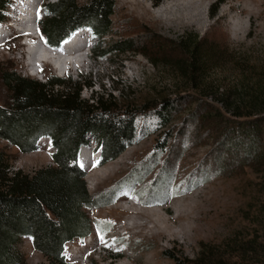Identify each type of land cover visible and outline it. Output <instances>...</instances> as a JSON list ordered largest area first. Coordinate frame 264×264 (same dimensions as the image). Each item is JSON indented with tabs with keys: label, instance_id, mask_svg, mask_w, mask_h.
Masks as SVG:
<instances>
[{
	"label": "rangeland",
	"instance_id": "obj_1",
	"mask_svg": "<svg viewBox=\"0 0 264 264\" xmlns=\"http://www.w3.org/2000/svg\"><path fill=\"white\" fill-rule=\"evenodd\" d=\"M20 1L12 0L6 7L0 30L11 21L13 16L9 11ZM56 1L42 0L31 5L26 14L40 7L39 19L43 16V5ZM152 1L150 14L143 19L147 26L123 13L119 0H114L112 25L104 37H96L86 30L77 32L76 35L83 34L88 42L86 50L93 54L95 61L106 65L99 72L68 69L63 74L51 64L29 66L23 47H15L18 39L13 37L14 28L9 24L5 28L9 36L0 42L3 51L0 70L10 68L41 82L50 74L56 75L74 83L85 99L93 94L110 93L119 99L120 94H128V104L134 109L146 104L155 106L161 97L177 99L167 122L159 123L153 108L136 117L137 135L113 159L100 163L96 147H82L97 166L85 168L79 155L77 164L85 173L83 180L89 194L99 205L85 209L94 226L81 241L67 243L65 259L69 264H175L171 255L194 258L208 247L214 261L250 264V250L258 249L262 253L260 257L264 254V120L256 140L251 142L238 126L252 118L232 116L217 99L221 97V89L244 95L253 91L254 81L264 71V0H202L204 20L211 24L210 28L174 22L169 18L170 13L166 18L160 14L166 5L172 6V13L181 8L182 2L191 0H149L148 3ZM238 8L244 9V13L237 14ZM182 36L186 40L197 36L201 55L208 57L202 76L194 81L182 77L176 63L188 51L179 42ZM41 37L44 40L42 34ZM125 37L135 38L138 48L117 56L106 52L104 57L99 56L97 46L102 48ZM53 50L50 46L49 51ZM120 62L123 67L134 66L135 76L126 75L120 69ZM8 98L0 77V104ZM211 115L219 120H204ZM39 143L36 150L20 152L0 139V150H5L8 156L9 173L31 174L40 167L52 165L53 148L46 138H41ZM99 170L109 173L105 181L92 179ZM180 177V185L188 189L186 203H194H191L193 207L198 202L201 206L197 207L198 212L197 208H191L202 225L197 235L185 237L184 243L182 239L162 240L161 247L142 236L113 238L121 217L110 210L118 197L129 193L130 201L134 200L141 208L158 206L160 201L172 206L173 191L179 186L176 179ZM155 188L159 191H153ZM211 215L216 218L214 227ZM18 248L26 264H46L45 256L29 239L23 238Z\"/></svg>",
	"mask_w": 264,
	"mask_h": 264
},
{
	"label": "trees",
	"instance_id": "obj_2",
	"mask_svg": "<svg viewBox=\"0 0 264 264\" xmlns=\"http://www.w3.org/2000/svg\"><path fill=\"white\" fill-rule=\"evenodd\" d=\"M11 2L0 0V23ZM113 7L114 0L48 2L37 24L51 46H59L82 30L100 38L110 30ZM179 42L188 50L176 62L180 74L194 81L202 76L208 57L201 55L197 36L193 40L182 36ZM99 47L100 57L105 52L117 56L136 50L138 43L133 37H125ZM0 77L9 94L7 102L0 104V139L20 152L38 149L41 138L53 148L52 165L31 174L9 173L7 153L0 150V264H26L18 248L23 238L45 256L46 264H69L64 252L67 243L89 235L94 223L85 209L99 205L89 194L85 173L77 164L79 150L90 145L96 147L100 163L113 159L137 135L136 117L153 108L156 120L167 122L177 99L161 97L155 106L134 109L128 104V94H120V99L110 93L85 99L74 83L53 74L41 82L4 68ZM254 83V90L245 95L221 89L217 99L232 116L252 118L238 126L251 142L256 140L264 120V71ZM210 118L219 120L215 115L204 120ZM250 251V264H264V254L260 257L258 249ZM170 257L175 264H225L214 261L208 247L194 258Z\"/></svg>",
	"mask_w": 264,
	"mask_h": 264
},
{
	"label": "bare ground",
	"instance_id": "obj_3",
	"mask_svg": "<svg viewBox=\"0 0 264 264\" xmlns=\"http://www.w3.org/2000/svg\"><path fill=\"white\" fill-rule=\"evenodd\" d=\"M41 1L42 0H21L20 2H22L23 6L25 7L24 16H22L21 13L22 5H20V2L18 5L19 7L13 6L9 12L10 15L13 16L11 19L12 24L15 23L16 26L7 23L4 26V29L0 30V42L9 36L10 32L6 30L9 28V24L14 28L12 31L13 37L18 39L15 47H23V55L25 59L27 58L29 60V66L30 64L33 67L34 65L41 64L42 66L43 64L44 67H48L51 64L56 70L60 68V71L63 72V74H65L68 69L74 71L87 69L93 72H99L100 68L105 69L106 65L96 62L93 54L86 50V46L89 44L85 41L84 37L82 36L83 34L75 35V38L70 40L66 45L60 46L56 50L49 51L40 45L43 43L42 39L36 40V35H33V33L30 32V29L27 27L22 28V24L24 22L23 17L27 19L29 15L35 10L32 9L30 14H26V12L29 11L28 8L33 4L40 3ZM148 1L149 0H119V6L123 13L133 16V18L137 19L141 25L147 26V23L143 19L145 17L147 18V16L150 14L151 5L154 4L153 1L150 4ZM202 3V0H191L185 3L182 2V5H180L181 8L178 11L175 10V12L172 13L170 11L172 6L168 7L166 5L165 7L161 8L160 14L162 17L166 18L170 13L169 18L174 22H188L191 24L196 23L197 25L203 24L210 28L211 24L204 20L205 17L203 16ZM235 11L237 14L244 13V9L242 8L235 9ZM28 19H31V17ZM24 37L30 38L32 42L27 43L26 41H20ZM90 44L93 43L91 42ZM25 46L27 49H25ZM1 47L2 46L0 43V52H3ZM119 66L121 70L124 69L126 75L130 77L135 76V67L131 64H127V66L123 67L122 62H120ZM37 70L38 69L36 67V71ZM30 73L36 74L35 71H30ZM78 155L79 159L82 161V165L85 168L91 165L97 166L96 162H94L85 153L83 148L79 150ZM108 177L109 173L107 171L99 170L93 174L92 179L105 181ZM176 183L179 186H177V188L173 191L175 195V198L172 201L174 209L172 208L173 205L171 206L168 203H164V201L157 202L159 205L152 208L137 207L134 200L130 201L129 193H124L123 195L120 194L121 196L118 197V201L110 210V213H114L118 217H121V220L114 228L115 231L113 238L122 236L130 239H138L142 236L145 238H151L156 247H161L163 246L162 240L165 242H176L179 241V239H182L181 242L184 243L185 237H188L192 233L197 235L201 231L202 225L198 222L200 219L197 218V214L193 215L191 213L193 211V209L191 211V208H197L200 205H198V202L193 207L191 206L192 202L187 204L186 201L189 199L185 196V191L188 190L187 186L180 185L182 183L181 177L178 180L176 179ZM214 216L211 215V218L209 217L213 227L216 224V218Z\"/></svg>",
	"mask_w": 264,
	"mask_h": 264
},
{
	"label": "clouds",
	"instance_id": "obj_4",
	"mask_svg": "<svg viewBox=\"0 0 264 264\" xmlns=\"http://www.w3.org/2000/svg\"><path fill=\"white\" fill-rule=\"evenodd\" d=\"M38 29H39V28H38ZM39 31H40V30H39ZM82 31H84V30H82ZM79 32H80V31H79ZM40 34H41V33H40ZM73 34H74V33H73ZM90 36H91V35H90ZM43 41L45 42L44 44L47 45L48 47L51 46V45H49V44L46 43L45 39H44ZM59 46H60V45H59ZM59 46H51V48H53L54 50H56V49H58ZM39 70H40V69H39ZM82 147H83V146H82ZM82 147H81V148H82ZM97 152H98V151H97ZM98 156H99V155H98ZM77 159H78V157H77ZM98 161H99V157H98Z\"/></svg>",
	"mask_w": 264,
	"mask_h": 264
}]
</instances>
